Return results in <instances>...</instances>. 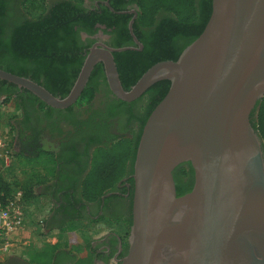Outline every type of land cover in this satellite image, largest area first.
Segmentation results:
<instances>
[{
	"label": "water",
	"instance_id": "obj_1",
	"mask_svg": "<svg viewBox=\"0 0 264 264\" xmlns=\"http://www.w3.org/2000/svg\"><path fill=\"white\" fill-rule=\"evenodd\" d=\"M133 21L138 48L95 44L64 98L3 70L0 80L58 110L80 99L97 63L123 102L169 81L136 148L128 250L118 264H264V151L250 123L264 97V0H212L202 33L177 60L156 63L125 91L113 53L142 49ZM187 163L193 186L178 197L173 171Z\"/></svg>",
	"mask_w": 264,
	"mask_h": 264
},
{
	"label": "trees",
	"instance_id": "obj_2",
	"mask_svg": "<svg viewBox=\"0 0 264 264\" xmlns=\"http://www.w3.org/2000/svg\"><path fill=\"white\" fill-rule=\"evenodd\" d=\"M15 2L21 7L22 17H15ZM211 2L212 0H108L113 10L111 12L102 5L92 11L84 6V0H0V70L29 79L53 96L64 98L77 78L87 49L93 43L89 39L83 41L82 34L91 37L99 31V26H104L105 30L109 29L114 35L111 43L113 48H138L128 30V23L133 15L123 13L128 10L129 5H135L138 10L132 29L142 49L113 54L121 86L128 91L156 63L177 60L182 51L202 33L211 14ZM100 69L102 70V66L95 67L80 99L65 111L53 109L27 92L33 101L37 102L40 108H46L48 113H56L60 118H70L77 107H85L92 101L93 80ZM0 85V98L5 97V104L10 103V107L16 110L19 106L15 103L10 88L17 87L1 80ZM169 86L170 82L163 80L152 85L131 103L118 99L112 101L107 115L118 116L128 123L135 121L138 130L133 132L132 139H115L114 142L96 147L91 155L89 170L79 184L78 199L74 196L73 187L56 190V195L62 192L59 198L61 205L55 211L56 215L62 213L65 216L62 227L73 230L76 223L83 221L76 214L78 204H101V198L106 194L121 192L117 185L124 177L133 173V162L143 126L152 110L166 95ZM137 105L142 106L139 114L133 112V107ZM256 109L258 113L255 117ZM83 111L85 113L89 109ZM102 116L100 120L106 118L103 114ZM250 123L264 151V97L256 103L251 112ZM39 154L37 161L27 160L35 163L33 169L38 168L34 181L30 176L22 181L9 180L0 170L2 199L9 198L12 193L20 190L21 202L25 206L36 202L34 188L41 185L44 179L42 172L46 176L45 179L55 177V162L42 161L44 153ZM180 173L186 174L185 183L180 182ZM173 178L178 197L192 189L193 171L188 163L178 166L173 171ZM129 182L132 185V199L133 180L130 179ZM115 198H118L116 194H111L104 202ZM100 221L113 222L105 217ZM67 223L68 225H65ZM59 244H45V248L36 253L33 260L38 264H50Z\"/></svg>",
	"mask_w": 264,
	"mask_h": 264
},
{
	"label": "flooded vegetation",
	"instance_id": "obj_3",
	"mask_svg": "<svg viewBox=\"0 0 264 264\" xmlns=\"http://www.w3.org/2000/svg\"><path fill=\"white\" fill-rule=\"evenodd\" d=\"M106 3H108V0H84V6L92 11L99 9L101 5L110 10V6L108 7ZM13 8L15 17L23 16L21 7L17 2L14 3ZM137 10L135 5H129L128 10L123 13L132 14V19H135ZM113 38V33L109 29L105 30L104 26H99V31L91 37L82 34L83 41L87 39L93 41L92 45L87 49V53L98 43H102L111 49H117L113 48L111 45ZM96 66H102V70L100 69V72L96 74L93 80L92 88L94 90V96L92 101L85 107H77L74 110V115L70 118H60L56 113H48L46 108H40L39 104L33 101L32 96L27 90L18 88L17 86L16 89L10 88V91L15 97V103L19 106L16 110L13 109L15 114L13 150L18 157L25 159L28 163L30 177H33V181L37 176L38 168L33 169V166L35 167L36 165L30 161H37L40 152L44 153L41 158L42 161L53 160L55 162V177L50 180L45 179L46 176L42 172L44 179L41 181V185L39 184L47 189L48 193L50 192L49 194L54 201H56L57 197L60 198L62 195V192L56 195V190L66 187H73L74 196L77 199L79 198V184L89 170L91 155L96 147L100 144L111 143L122 138L132 139L133 132L138 130V125L135 121L128 123L125 119L118 116L110 117L107 115L106 112L110 109L112 101L115 102L117 99L112 95L108 87L102 63H97L94 66L89 77L94 72ZM39 82H42V80H39ZM1 86L2 85H0V87ZM141 107V105L133 107V112L139 114L141 112ZM85 109H89V111L83 113ZM65 110L66 109H63L61 111ZM118 110L120 111L121 109ZM254 112L256 117L258 109ZM102 114L106 116V118L100 120L102 119L100 117H103ZM111 114L113 115L112 112ZM131 175L124 177L118 183L117 187L121 192L106 194L101 198V204L88 203L90 205H87L86 203H80L76 207V214L79 219L86 221L87 218H91L95 221H100L102 217H105L109 220H113V222L111 221L112 223L118 224L122 226L124 230L127 229L128 231L126 236L125 234L120 236L111 233L103 237L102 242L104 245L97 250L95 255L96 261L99 264H109L110 262L118 264V261L127 254V239L130 228L128 222L131 220L130 208L132 202L130 197L132 185L131 182H129L130 179H132ZM179 180L181 183H185L187 180L186 174L180 173ZM124 190L126 191L123 192ZM111 194H116L118 198L111 199L105 203L104 199ZM63 221H65V216L60 213L51 219V224L59 227L63 225ZM101 222L112 224L106 221ZM7 264L27 263L18 260H10ZM50 264L71 263L64 257L54 256Z\"/></svg>",
	"mask_w": 264,
	"mask_h": 264
},
{
	"label": "crops",
	"instance_id": "obj_4",
	"mask_svg": "<svg viewBox=\"0 0 264 264\" xmlns=\"http://www.w3.org/2000/svg\"><path fill=\"white\" fill-rule=\"evenodd\" d=\"M34 190L37 200L34 204L25 206L24 213V237L30 244L28 247L18 246L7 256L8 259H4L3 264H7L10 260L38 264L34 260H29L27 253L32 252L35 255L45 248V244L54 245L57 242L60 244L55 250V256L64 257L71 264H99L95 255L97 250L104 245L103 237L111 233L124 235L120 225L112 227L110 224H104V222L91 218L81 221L83 225L75 224L76 228L73 230L62 227L63 225L53 226L51 219L55 217V211L61 205L59 198L57 197L56 201L52 200L50 192L48 193V190L40 185ZM40 220L44 222L43 227L39 225Z\"/></svg>",
	"mask_w": 264,
	"mask_h": 264
},
{
	"label": "built area",
	"instance_id": "obj_5",
	"mask_svg": "<svg viewBox=\"0 0 264 264\" xmlns=\"http://www.w3.org/2000/svg\"><path fill=\"white\" fill-rule=\"evenodd\" d=\"M6 98H0V170L11 172L15 168L18 156L13 150V131L15 114ZM0 194V264L8 259L18 246L28 247L25 237V205L22 201V191L17 190L11 197L2 199ZM44 222L39 221L40 227ZM110 264H115L110 262Z\"/></svg>",
	"mask_w": 264,
	"mask_h": 264
},
{
	"label": "rangeland",
	"instance_id": "obj_6",
	"mask_svg": "<svg viewBox=\"0 0 264 264\" xmlns=\"http://www.w3.org/2000/svg\"><path fill=\"white\" fill-rule=\"evenodd\" d=\"M14 165H15V168L12 169L11 172L5 171L4 175L6 178H8L9 180L22 181L25 178L30 176V172H29V168H28L29 165L26 163L25 159L18 157L16 159ZM76 224L77 225H83V223H81V222L76 223ZM110 225H112V227H113V226H117L118 224L112 223ZM127 232H128L127 229H125V230L123 229L122 233L126 234ZM27 256L29 257V260L34 259V254H32V252L27 253Z\"/></svg>",
	"mask_w": 264,
	"mask_h": 264
}]
</instances>
